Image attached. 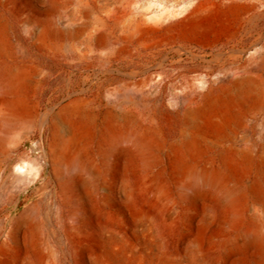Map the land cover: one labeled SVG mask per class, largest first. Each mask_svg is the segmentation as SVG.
<instances>
[{
    "label": "rangeland",
    "instance_id": "rangeland-1",
    "mask_svg": "<svg viewBox=\"0 0 264 264\" xmlns=\"http://www.w3.org/2000/svg\"><path fill=\"white\" fill-rule=\"evenodd\" d=\"M0 22L21 76L0 117V264H264V97L226 93L264 90V0H0Z\"/></svg>",
    "mask_w": 264,
    "mask_h": 264
},
{
    "label": "bare ground",
    "instance_id": "bare-ground-1",
    "mask_svg": "<svg viewBox=\"0 0 264 264\" xmlns=\"http://www.w3.org/2000/svg\"><path fill=\"white\" fill-rule=\"evenodd\" d=\"M3 43H4V41L1 40V24H0V57H4L7 54L6 48L4 46L5 43L4 44ZM20 78H21V76H20L19 73L14 72L12 69H10L7 66H5L4 63L0 62V85L2 87L1 89H2V92L5 95L9 96V98L6 99V100H4L3 103L0 106V117L3 120V122H6L9 119L13 118L12 116L14 115V113L16 111V108H17L18 103L16 102V100L13 99L12 96L15 94L14 89L17 86H15V88L13 89V85L17 81H19ZM257 86H258L257 84H254L249 79L237 80V81H234L230 85V87L227 89V92L226 93H227V96L229 95L230 97L234 95L233 96L234 98H232V99L237 102V100H239V98H241V96H243L245 98H248L249 93H252V91L255 90V95H254L255 98H252V100H260L261 98L264 97V90H258L259 88H257ZM15 95H17V94H15ZM196 115H197V112H194V111L193 112H186L185 113V116H184V120L186 121L187 124H192L194 122V120H195ZM137 140H139V139L137 138ZM223 140H224V138H223ZM112 141L115 142V136L112 137ZM194 141L195 140H191L190 139L188 141L189 145H191V144L193 145L195 143ZM75 143H77V142H75ZM138 143L136 142L135 145H137L138 148H142L141 145H140L141 143L140 144H138ZM189 145H188V147H189ZM195 145H196V143H195ZM74 146H75V144H74ZM260 160L264 163V152L262 153V155L260 157ZM75 164H79V163H75ZM22 167L23 166L20 165V164H14L12 166V171L13 172H16V173L17 172L18 173L19 172H22L23 173ZM181 167H182V165H181ZM186 168L187 167H185V170H186ZM189 168H191V167H189ZM203 168H202V170H199V172H198L197 175L195 173H193L194 174L193 175V179H194V177H195V179L197 177L200 180V182L202 183V185L207 186V187L209 186L210 187L209 189L213 188L214 190L218 191V193L220 192L221 195L224 198V199L222 198L224 200V202H225V199L226 200H229V198H231L230 200H232V197H230V193L231 192H229V190L227 188L228 186H226L227 185L226 184L227 181L225 182V178H223L224 180L222 178H220L219 175H218V173H216L217 171L215 172V171H213V169L211 170V168L210 169L209 168L203 169ZM52 172H53L54 177L55 178H58V176H59L58 175L59 174V168L57 167L56 164H53V166H52ZM189 172L192 174V170H190ZM186 173H187V171L185 172V174ZM221 177H222V175H221ZM193 179H191V181H193ZM192 185H193V183L191 184V186ZM200 186H201V184H200ZM256 198H258L261 201V212L264 214V195H261L260 194ZM231 203H232V205H234L233 202H231ZM228 207H229V205H228ZM228 209L230 210V208H228ZM231 213H234V211H232ZM33 215H34V208L32 207V205H29V207H26L24 209V211H23V213L21 215V218H24V219L29 220V219H32L33 218ZM234 219H237V218H234ZM247 228H249V227H247ZM254 228L251 229V230H249V231H247L245 233V236L247 238H253L255 236V234H258V233L255 232Z\"/></svg>",
    "mask_w": 264,
    "mask_h": 264
}]
</instances>
